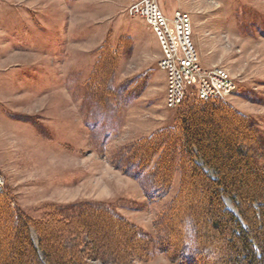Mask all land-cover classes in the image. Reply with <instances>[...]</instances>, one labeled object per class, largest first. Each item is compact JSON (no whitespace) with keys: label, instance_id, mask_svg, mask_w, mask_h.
<instances>
[{"label":"rangeland","instance_id":"rangeland-1","mask_svg":"<svg viewBox=\"0 0 264 264\" xmlns=\"http://www.w3.org/2000/svg\"><path fill=\"white\" fill-rule=\"evenodd\" d=\"M174 1L192 15L201 63L227 68L238 83L223 102L248 131L225 110L213 116L225 133L247 137L257 166L227 171L248 173L243 188L254 190L264 175V0ZM132 2L0 0V212L6 200L29 222L42 264H51L42 248L50 244L85 264H183L178 245L187 256L203 249L193 264H235L241 239L231 246V229L214 227L222 217L209 183L187 163V195L176 205L183 168L155 155L180 108L165 104L162 55L148 24L130 15ZM225 203L243 222L232 198ZM251 221L250 236L261 231ZM14 230L0 222V263L16 254L34 261Z\"/></svg>","mask_w":264,"mask_h":264},{"label":"trees","instance_id":"trees-1","mask_svg":"<svg viewBox=\"0 0 264 264\" xmlns=\"http://www.w3.org/2000/svg\"><path fill=\"white\" fill-rule=\"evenodd\" d=\"M224 99L225 98L219 97L209 101H202L199 102V105H195L191 97L186 98L183 103L178 106V108H180L179 124L173 127V130L171 129L169 132L167 131L159 136L157 140L159 141L157 146H161L163 145L161 140L165 139L164 145L165 147L167 145V147L161 146V151L155 155H161V159L163 158L162 163L160 164L159 162L160 166L162 165L164 167V164L176 166L177 163H179V166L183 168V197H181V200L177 201L176 205H179V203L181 204L180 201L183 200L185 194L187 195L186 185L188 181L185 176L186 171L184 167L187 163L192 164L195 171L191 173V176L195 178L201 176L200 181L203 182L205 180L210 185L208 191L217 202L216 209L213 207L215 209L213 214L225 220L224 222L221 219H217L214 223V227L218 230V233L224 232L226 227L231 229L232 236L228 238L229 240L227 242L231 246L237 237L241 239L243 250L233 259L234 263L260 264L263 262L264 264V231L262 230L264 229V222L262 221L264 219V175L260 174V179L254 190H246L243 188L248 173H241L238 174V176L228 175L227 167L240 170L243 163L246 164L248 169H254V166H257L255 163L257 158L255 155L253 156L247 153V144L244 142L247 137H244V139L241 135L231 136L225 133L222 128L218 127L221 116H213V114L216 111L225 110L232 118L239 119V126L237 125L239 130L246 128L248 131L249 124L247 118L233 113L225 106L223 102ZM206 114L208 116L210 115V119H204ZM176 134L179 136H176ZM247 134L250 135L249 132ZM151 149L152 152H156L157 150V148L152 146ZM235 155L239 157L237 160H234L236 157ZM151 160V158H148L145 162L146 165L150 164L152 162ZM204 167L213 169L215 171V176H212ZM171 177L172 172L170 170L165 177L162 176V174L158 175V182L168 185ZM249 192L251 193L249 194ZM226 196L232 198L233 202L239 207L240 217H243H241L243 222L233 211L227 208L225 203ZM254 204H256V207H254ZM245 205L246 208H243ZM1 206L5 213L0 212V222L3 220L7 225L8 223L14 225L15 237H23L24 241L27 242L26 245L30 248L34 261L28 263L22 255L19 257L18 254H16L15 256L10 255L9 258L11 259V263H9V260H5L0 264H42L38 258L37 249L31 239L29 222L25 218H22V216L19 217L15 214L14 218L11 215L12 212H10L6 200L5 202L2 201ZM175 208H173V212L176 211ZM6 214L9 215L5 217ZM194 218V220L197 221L198 217L194 215ZM248 220H252L251 222H254L261 231L254 232L252 236H250V232L246 230L249 228ZM197 231H199V227ZM17 245L22 248L25 247V244L19 240L16 246ZM48 246L49 248L42 245V248L45 252V259L51 264H85L82 259L76 255H73L72 262L66 260L64 256H61L63 253L60 254L55 248V245L50 244ZM178 246L181 247L178 249L179 253L177 256L183 258V264H193L198 258L195 255L201 256L203 253L202 249L196 251L194 256L183 255V245ZM214 255L213 253L212 256Z\"/></svg>","mask_w":264,"mask_h":264},{"label":"built area","instance_id":"built-area-1","mask_svg":"<svg viewBox=\"0 0 264 264\" xmlns=\"http://www.w3.org/2000/svg\"><path fill=\"white\" fill-rule=\"evenodd\" d=\"M131 16L143 19L155 34L162 51L160 69L166 74L165 104L174 109L191 97L196 102L229 98L238 83L223 66L205 67L193 38V20L188 12L177 10L168 16L159 0H133ZM0 176V191L2 190Z\"/></svg>","mask_w":264,"mask_h":264},{"label":"crops","instance_id":"crops-1","mask_svg":"<svg viewBox=\"0 0 264 264\" xmlns=\"http://www.w3.org/2000/svg\"><path fill=\"white\" fill-rule=\"evenodd\" d=\"M176 1L174 0H159V3L162 7V9L164 10V12L168 15V16H172L174 14L175 11L177 10H182V11H185L187 12L186 10H183L181 8H178L177 7V2L175 3ZM189 13V12H188ZM190 14V13H189ZM191 15V14H190ZM192 17V15H191ZM193 19V18H192ZM152 33V37L155 39V42L157 43V45L159 46V49H160V57L162 55V51H161V47H160V44L158 42V39L157 37L155 36V34L151 31ZM193 38H194V30H193ZM194 41H195V38H194ZM160 69V68H159ZM161 70V69H160ZM164 73V72H163ZM165 77V84H164V88H165V97H166V88H167V78H166V74L164 75Z\"/></svg>","mask_w":264,"mask_h":264}]
</instances>
